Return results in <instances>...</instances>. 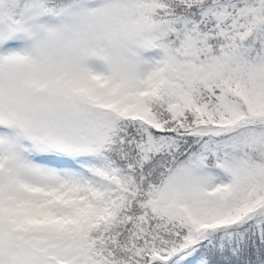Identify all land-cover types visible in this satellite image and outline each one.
<instances>
[{
    "label": "snow or ice",
    "instance_id": "6c2138e0",
    "mask_svg": "<svg viewBox=\"0 0 264 264\" xmlns=\"http://www.w3.org/2000/svg\"><path fill=\"white\" fill-rule=\"evenodd\" d=\"M0 264H264V0H0Z\"/></svg>",
    "mask_w": 264,
    "mask_h": 264
}]
</instances>
